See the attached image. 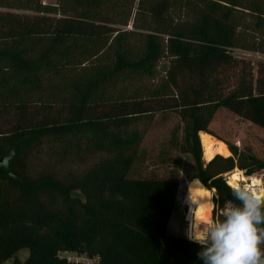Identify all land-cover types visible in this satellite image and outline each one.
<instances>
[{
  "label": "trees",
  "instance_id": "obj_1",
  "mask_svg": "<svg viewBox=\"0 0 264 264\" xmlns=\"http://www.w3.org/2000/svg\"><path fill=\"white\" fill-rule=\"evenodd\" d=\"M233 50L264 55V0H0V264H67L64 251L202 264L198 243L166 231L178 190L170 153L195 157L213 223L232 199L225 176L264 172L234 145L201 161L199 134L220 110L264 133V64L255 74ZM164 113L182 125L158 155L173 177L135 175L146 162L136 126ZM41 156L85 169L35 172Z\"/></svg>",
  "mask_w": 264,
  "mask_h": 264
},
{
  "label": "rangeland",
  "instance_id": "obj_2",
  "mask_svg": "<svg viewBox=\"0 0 264 264\" xmlns=\"http://www.w3.org/2000/svg\"><path fill=\"white\" fill-rule=\"evenodd\" d=\"M42 2L44 4H55V0H42ZM232 56L236 59L249 63L253 69V73L256 72L260 64H264V55L233 50ZM181 128L182 125L179 119L169 113L155 114L142 119L136 126V129L142 136L141 149L143 156L141 159H145L146 162H139L136 170L133 171V174H144L145 176L149 175L158 178L173 177L167 168L160 166L158 162V155L160 151H162L164 147L167 146L169 141L175 137H180ZM208 131L211 134L209 136L215 140H218L219 142H222L225 146L228 144L234 145L240 149L248 148L255 156L264 160V133L262 130L252 126L246 121L239 119L229 112L223 110L216 112L208 127ZM47 149L48 147L45 146L43 151H46ZM170 155L171 157L176 158L178 161L177 163L179 164L175 170L177 173L178 190L174 210L169 217L166 231L169 235L188 240L189 220H191L192 226L195 225L200 229H207L213 223L212 192L207 191L196 179L198 172L196 167V159L193 155L178 154L175 153L174 150L170 153ZM36 159L37 161L33 164V170L35 172H38L41 169H53L57 171L59 175L66 176L69 174L79 175L85 169L84 166L58 167V165H55L53 158L50 156H41L37 157ZM165 160L167 161L168 158H165ZM201 161L203 163L207 162L203 158V152ZM233 172L239 171L235 170ZM240 173L242 176H244L243 172ZM228 177L229 174L225 177L227 182ZM245 178L248 180V177ZM250 178H256L255 180L259 181V186H255L256 192H263L264 172L257 173ZM190 182H192V184L188 185ZM243 184L245 183H241L242 186ZM207 209L209 210V222H205L203 225H201L203 215H205ZM192 242L196 243L193 240ZM201 243H204V241L201 240ZM27 256V250H21L17 254L18 260L20 262H23ZM3 264L13 263L11 260H9Z\"/></svg>",
  "mask_w": 264,
  "mask_h": 264
},
{
  "label": "clouds",
  "instance_id": "obj_3",
  "mask_svg": "<svg viewBox=\"0 0 264 264\" xmlns=\"http://www.w3.org/2000/svg\"><path fill=\"white\" fill-rule=\"evenodd\" d=\"M241 178L242 174L236 176ZM228 187L232 199L222 208L213 204L221 209L223 219L207 229L193 225L188 233L201 246L197 259L202 264H264V198L246 183L230 181Z\"/></svg>",
  "mask_w": 264,
  "mask_h": 264
},
{
  "label": "bare ground",
  "instance_id": "obj_4",
  "mask_svg": "<svg viewBox=\"0 0 264 264\" xmlns=\"http://www.w3.org/2000/svg\"><path fill=\"white\" fill-rule=\"evenodd\" d=\"M199 139H200V144L202 147V152H203V158L208 162L211 159H213L216 155H222V156H229V152L226 148V146L219 142L218 140H215L214 138H212L211 136H208L204 133H200L199 134ZM238 174H241L240 172H232L229 174L228 177V182L230 181L233 183L239 182L241 183H246L248 185L251 186V189L258 194L259 196H261L262 198H264V191L262 192H256L255 190V186H259V181L252 179V178H248V180L242 176V178L240 180H236L233 179V177H236ZM226 177V176H225ZM260 180V179H259ZM263 184V183H262Z\"/></svg>",
  "mask_w": 264,
  "mask_h": 264
},
{
  "label": "built area",
  "instance_id": "obj_5",
  "mask_svg": "<svg viewBox=\"0 0 264 264\" xmlns=\"http://www.w3.org/2000/svg\"><path fill=\"white\" fill-rule=\"evenodd\" d=\"M192 228V222L189 220L188 233ZM188 240L192 242V239ZM57 258L65 261L67 264H101V259L98 256L90 257L86 254H80L77 252L64 251L57 253Z\"/></svg>",
  "mask_w": 264,
  "mask_h": 264
},
{
  "label": "snow or ice",
  "instance_id": "obj_6",
  "mask_svg": "<svg viewBox=\"0 0 264 264\" xmlns=\"http://www.w3.org/2000/svg\"><path fill=\"white\" fill-rule=\"evenodd\" d=\"M233 179H236V177H233Z\"/></svg>",
  "mask_w": 264,
  "mask_h": 264
}]
</instances>
